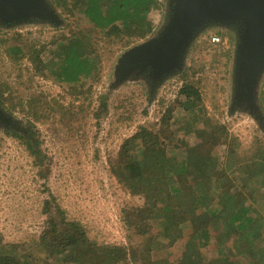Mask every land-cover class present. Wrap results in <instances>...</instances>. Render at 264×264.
Listing matches in <instances>:
<instances>
[{
    "label": "trees",
    "instance_id": "trees-1",
    "mask_svg": "<svg viewBox=\"0 0 264 264\" xmlns=\"http://www.w3.org/2000/svg\"><path fill=\"white\" fill-rule=\"evenodd\" d=\"M46 1L66 32L39 43L31 33L0 26L11 31L8 39L0 38V54L19 74L51 76L70 94L81 78L97 79L100 48L126 52L154 36L159 28L154 15L166 18V0ZM190 72L182 65L175 74L182 97L179 120L172 121L167 109L156 128L137 125L107 158L114 180L130 196L143 198L141 206L121 211L128 240L137 241L96 243L45 189L40 234L21 249L0 235V264H264V141L242 149L221 123L205 126L198 83ZM5 86L0 82V109L10 114L5 101L11 109L15 105ZM27 101L23 129L0 125V130L25 148L45 179L50 163L34 123L49 114L45 103ZM203 126L204 136L191 140L193 130Z\"/></svg>",
    "mask_w": 264,
    "mask_h": 264
},
{
    "label": "rangeland",
    "instance_id": "rangeland-1",
    "mask_svg": "<svg viewBox=\"0 0 264 264\" xmlns=\"http://www.w3.org/2000/svg\"><path fill=\"white\" fill-rule=\"evenodd\" d=\"M154 18L160 28L164 22L162 15ZM18 26H14L16 30L31 33L39 43H48L53 35L66 32L64 26L52 27L45 23ZM81 28L90 29L88 24H82ZM10 33L2 30L0 38L6 40ZM216 37L218 42L212 40ZM235 42L233 29L209 25L190 43L183 65L191 67V80L198 83L204 108L203 124L221 123L242 149H248L255 140L264 141V73L256 92L257 117L243 109L231 108ZM124 51L100 48L97 79L81 78L71 94L51 76L30 75L26 70L19 74L0 54V82L10 88L12 93L8 98L15 105L11 109L10 100L5 101V107L11 112L6 113L12 119L9 127L23 129L30 97L41 106L45 103L49 115L34 126L41 150L50 163L46 178L41 179L25 148L0 130V235L3 241L21 249L36 240L44 222L41 207L48 197L45 189L56 198L68 219L80 222L96 243L137 241L128 240L121 211L124 207L141 206L143 198L130 196L114 180L108 172L107 158L116 152L123 139L133 134L137 125L156 128L155 124L167 109L171 110L170 119L178 121L182 97L178 94L180 81L175 75L166 77L153 91L146 82V72H133L116 84L115 67ZM5 92L8 95L9 90ZM204 134V126L199 127L193 130L190 139ZM222 151L223 148L221 154ZM256 247L253 243L252 248L256 250Z\"/></svg>",
    "mask_w": 264,
    "mask_h": 264
},
{
    "label": "water",
    "instance_id": "water-1",
    "mask_svg": "<svg viewBox=\"0 0 264 264\" xmlns=\"http://www.w3.org/2000/svg\"><path fill=\"white\" fill-rule=\"evenodd\" d=\"M33 21L55 27L62 22L46 0H0V26ZM209 25L235 32L231 108L257 117L256 92L264 73V0H166V18L159 30L118 58L116 84L133 72H147L153 91L181 70L190 43ZM11 121L0 109V125Z\"/></svg>",
    "mask_w": 264,
    "mask_h": 264
},
{
    "label": "built area",
    "instance_id": "built-area-1",
    "mask_svg": "<svg viewBox=\"0 0 264 264\" xmlns=\"http://www.w3.org/2000/svg\"><path fill=\"white\" fill-rule=\"evenodd\" d=\"M158 1H164V0H158ZM212 40L215 42H218L219 39H218V37H216V38H213Z\"/></svg>",
    "mask_w": 264,
    "mask_h": 264
},
{
    "label": "flooded vegetation",
    "instance_id": "flooded-vegetation-1",
    "mask_svg": "<svg viewBox=\"0 0 264 264\" xmlns=\"http://www.w3.org/2000/svg\"><path fill=\"white\" fill-rule=\"evenodd\" d=\"M146 74H147V72H146L144 75L146 76ZM144 75H143V76H144ZM146 82H147L148 84H150V81H146ZM8 126H9V125H8Z\"/></svg>",
    "mask_w": 264,
    "mask_h": 264
}]
</instances>
